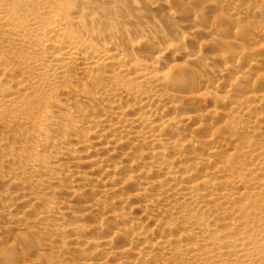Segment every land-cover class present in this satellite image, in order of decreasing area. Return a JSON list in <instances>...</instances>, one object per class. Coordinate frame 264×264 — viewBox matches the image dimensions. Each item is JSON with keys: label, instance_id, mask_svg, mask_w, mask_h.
<instances>
[{"label": "bare ground", "instance_id": "1", "mask_svg": "<svg viewBox=\"0 0 264 264\" xmlns=\"http://www.w3.org/2000/svg\"><path fill=\"white\" fill-rule=\"evenodd\" d=\"M214 1L194 18L177 11L193 0L151 2L175 22L162 41L113 33L88 0H0L7 235L48 264H264V0ZM17 247L12 264L35 256Z\"/></svg>", "mask_w": 264, "mask_h": 264}, {"label": "rangeland", "instance_id": "2", "mask_svg": "<svg viewBox=\"0 0 264 264\" xmlns=\"http://www.w3.org/2000/svg\"><path fill=\"white\" fill-rule=\"evenodd\" d=\"M145 1H147V5L146 4L140 5L141 3L138 0H88V2L90 4H92L89 11H91L93 21L95 23H101V24H103L104 22L106 24H109L111 22V20H112V23L114 21L115 23H113V25L111 26L110 29L115 34L119 33V32H123L125 34V36H127L130 39L133 36L138 35V31H140V29H142V30H144L146 32H151V33H153V32L157 33V32L160 31L162 33L160 35V36H162L160 39H162V41L167 39L169 37V35H171V29H173V27L175 26V22L173 24V22L172 23H171V21L168 22L165 19V13L164 12H166V11L163 8H160V6H158V7L156 6V7L152 8V4H150L151 2H156L157 3L159 1L161 2L162 0H145ZM216 2L214 0H193L192 4H190V6H187V8H184V10L181 7H177L178 8L177 11L178 12H185L187 14L189 12V16L191 18H194L195 16H197L199 14V12H201V9L203 7H205V6H207V5L213 4L214 6L217 5L219 7V4L216 3ZM97 6H99V7H97ZM221 6L223 7L222 4H220V7ZM134 9H136V10H134ZM93 10H95V11H93ZM209 17H210V19L208 18V20H207V28H209V26L210 27L214 26L213 28L215 30L217 29L216 32L219 34L218 36H220L221 32H222L221 33L222 35H225L226 34V32H225L226 30H224V28L221 27V24H220V22H222V20H219L220 18H218L216 16H213V15L209 16ZM135 18H138V19L136 20ZM208 23H209V25H208ZM214 23H216V26L214 25ZM217 23L220 26H218ZM153 24H154V26H153ZM155 25H156V28H155ZM221 28L224 31V34H223V31L220 30ZM155 29H157V30H155ZM188 30L189 29L186 28L185 31H188ZM219 30H220V32H218ZM200 41H201V43H200ZM189 42H190L188 44L189 48L194 47V45H196L197 47H201L202 46L201 48L203 50L204 49H206V50L209 49L210 46L212 47V45L215 46V47L216 46L221 47L220 44H216L215 45L214 42H211V44L210 43H203V40H201V39H196L194 41H189ZM212 43H214V44H212ZM198 44H199V46H198ZM247 46H249V45H247ZM247 46L244 45L243 47L247 48ZM251 47H252V49H255V47L249 46V48H251ZM207 55H210V54L209 53H202L201 54V56H203V57H205ZM201 59H205V58H201ZM172 62L176 63V64L177 63L179 64V63L182 62V59H180L178 57V55L176 54V55H174V57H172ZM194 69H196L197 73L200 74L199 70L196 67ZM190 114L193 115L192 113H190ZM52 121L53 122H51V123L53 124L54 127H61L62 125L65 124V122H64V120H62V118H55ZM60 135L62 136L63 134H61L60 131H58L57 136H60ZM4 169L5 168H3L2 170H4ZM14 182L18 184L17 180H15ZM5 183H7V182L6 181L3 182V185L0 184V193H2V192L4 194L8 193L7 192L8 191V187H7V184H5ZM17 187L19 188L20 186H17V185L9 186V191L17 190L18 189ZM5 189H7V191H5ZM85 195H86V198H87L88 195L86 193H79V194H77L76 196H74L72 198H69V197L65 198V196H64L62 198L63 199L62 201L65 204L67 203V206L70 207L71 209L73 208L72 210L77 213V212H80L79 210H81V208L85 204V200H86ZM2 202H1V205L4 206V207H7V206L10 207L9 205H10L11 202H12V205L14 203H16L15 200H11V201L8 200V202L7 201L6 202L2 201ZM42 203L39 206L43 207V205L45 203H43V204ZM135 206H136V203L134 201L128 202L127 205H126V212H128L131 208H134ZM131 210H134V209H131ZM103 218H104V216H102V218L101 217H97L96 220H92V221H90V223H88L89 222L88 221L86 224L94 225L95 223H92L93 221L94 222L98 221V223H100ZM148 218H149V219H147L148 221L146 220V226L149 229V228L152 227L153 218L151 216H148ZM0 219H1L0 220V225L2 226V227L0 226V233H1L0 234V264L3 263V262H7V261H8V264L9 263L12 264L11 262H9V260L12 259L11 257L14 255V253L12 251L13 249H11V245L16 244V246H17V243H18V246L20 245V247H17L19 250H21L26 244H28L31 247L32 250L35 249L36 251H35V256L34 257L30 258L29 260H25V261L21 260L22 262L20 261V262H17L15 264H39V263L40 264H48L49 260L53 257L52 254H50V252L37 251L36 243L34 245V242H35L36 239L33 236H32L33 237L32 238L33 241H32L31 238H30L31 235L29 234V236H28V234H26V233H20V234L19 233H14V234H8L7 235V232L2 230V228L3 227L5 228V225H6L5 218L3 216H1ZM66 222H68V224L69 223L71 224V223H73L75 221L71 220V219H68V220H66ZM113 230H114L113 228L109 229V230L107 229L104 232H105V234L108 233L109 236H112L111 234H113V232H115V230L114 231ZM3 234H4V236H2ZM108 234H106V235H108ZM15 235H17V237ZM121 241H123V240L116 239V241H114V242L117 245L120 246L121 245L120 243H122ZM116 244H115V246H117ZM12 248H13V246H12ZM6 252L8 254L4 255V254H6ZM72 261L73 262L71 264H81V262H83V260H78V259H73ZM108 264H113V261L110 260L108 262Z\"/></svg>", "mask_w": 264, "mask_h": 264}]
</instances>
